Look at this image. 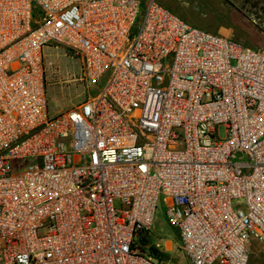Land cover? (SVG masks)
I'll return each instance as SVG.
<instances>
[{
  "label": "built area",
  "instance_id": "obj_1",
  "mask_svg": "<svg viewBox=\"0 0 264 264\" xmlns=\"http://www.w3.org/2000/svg\"><path fill=\"white\" fill-rule=\"evenodd\" d=\"M49 46L107 75L53 117ZM159 202L187 264L264 246V52L154 0H0V264H170Z\"/></svg>",
  "mask_w": 264,
  "mask_h": 264
},
{
  "label": "rangeland",
  "instance_id": "obj_2",
  "mask_svg": "<svg viewBox=\"0 0 264 264\" xmlns=\"http://www.w3.org/2000/svg\"><path fill=\"white\" fill-rule=\"evenodd\" d=\"M140 1L145 4L149 0ZM154 1L192 27L232 38L245 46L264 52V0ZM43 54L50 117L79 106L89 96L95 95L107 78V75L103 76L96 85L82 81L71 82L69 79L77 77L80 73L79 59L61 46H49L44 49ZM216 134L218 139H223L224 128L218 127ZM148 237L152 244H168L166 253L170 264H187L176 245V233L165 220L160 202L154 212ZM263 263L264 246L252 243L248 264Z\"/></svg>",
  "mask_w": 264,
  "mask_h": 264
},
{
  "label": "trees",
  "instance_id": "obj_3",
  "mask_svg": "<svg viewBox=\"0 0 264 264\" xmlns=\"http://www.w3.org/2000/svg\"><path fill=\"white\" fill-rule=\"evenodd\" d=\"M139 240L145 245H147V243L149 242L144 237H141ZM149 255L152 256L153 258H157L159 261L169 260V256L166 252L154 249L153 247H149Z\"/></svg>",
  "mask_w": 264,
  "mask_h": 264
},
{
  "label": "crops",
  "instance_id": "obj_4",
  "mask_svg": "<svg viewBox=\"0 0 264 264\" xmlns=\"http://www.w3.org/2000/svg\"><path fill=\"white\" fill-rule=\"evenodd\" d=\"M169 244H171V243H169Z\"/></svg>",
  "mask_w": 264,
  "mask_h": 264
}]
</instances>
